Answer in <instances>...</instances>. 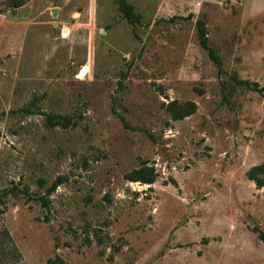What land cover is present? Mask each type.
<instances>
[{
  "label": "rangeland",
  "instance_id": "374dc122",
  "mask_svg": "<svg viewBox=\"0 0 264 264\" xmlns=\"http://www.w3.org/2000/svg\"><path fill=\"white\" fill-rule=\"evenodd\" d=\"M127 2L0 0V264H264V0Z\"/></svg>",
  "mask_w": 264,
  "mask_h": 264
},
{
  "label": "trees",
  "instance_id": "16d2710c",
  "mask_svg": "<svg viewBox=\"0 0 264 264\" xmlns=\"http://www.w3.org/2000/svg\"><path fill=\"white\" fill-rule=\"evenodd\" d=\"M117 8L125 20L131 24L135 25L140 22V14L135 12L134 7L127 2V0H115ZM173 18L169 19L172 20ZM196 31L197 38L200 47L205 50L209 59L214 63L217 68V74L220 76L223 72V61L220 55L209 45V40L207 36V30L205 27V22L201 19L196 20ZM237 84L245 85L246 87H251V83L247 80H235ZM259 93L264 92V88H253ZM167 110L171 114L173 120L183 119L196 111V104L192 101H186L183 103H178L176 101H171L166 106ZM156 172L151 166L143 164L142 166L132 169L125 174V178L131 182H140L142 184L151 185L156 179ZM246 177L248 180L253 181L257 188L264 187V160L258 164L250 167L246 172ZM56 183L53 184L52 189L56 187ZM45 206V204H44ZM254 232H256L258 239L264 243V231L258 226H255Z\"/></svg>",
  "mask_w": 264,
  "mask_h": 264
},
{
  "label": "water",
  "instance_id": "95a60500",
  "mask_svg": "<svg viewBox=\"0 0 264 264\" xmlns=\"http://www.w3.org/2000/svg\"><path fill=\"white\" fill-rule=\"evenodd\" d=\"M56 16L55 12H52V17L54 18Z\"/></svg>",
  "mask_w": 264,
  "mask_h": 264
}]
</instances>
